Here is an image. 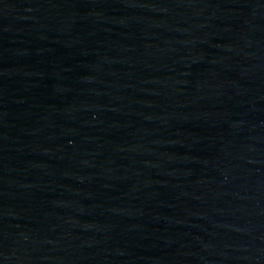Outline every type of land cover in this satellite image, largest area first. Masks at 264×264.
Segmentation results:
<instances>
[{"label":"water","instance_id":"water-1","mask_svg":"<svg viewBox=\"0 0 264 264\" xmlns=\"http://www.w3.org/2000/svg\"><path fill=\"white\" fill-rule=\"evenodd\" d=\"M0 264H264V0H0Z\"/></svg>","mask_w":264,"mask_h":264}]
</instances>
